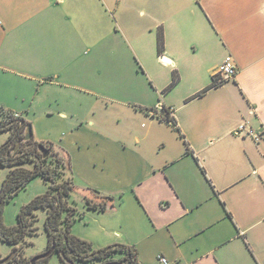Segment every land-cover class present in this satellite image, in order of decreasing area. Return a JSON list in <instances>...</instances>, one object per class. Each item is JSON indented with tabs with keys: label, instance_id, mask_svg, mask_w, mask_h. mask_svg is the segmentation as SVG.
I'll return each mask as SVG.
<instances>
[{
	"label": "crops",
	"instance_id": "obj_1",
	"mask_svg": "<svg viewBox=\"0 0 264 264\" xmlns=\"http://www.w3.org/2000/svg\"><path fill=\"white\" fill-rule=\"evenodd\" d=\"M67 4L0 0V106L22 117L29 114L33 106L16 102L26 98L14 85L30 81L35 92L30 100H35L44 81L36 73L51 63L64 66L68 51L71 58L76 53L81 35L75 16L67 15ZM139 12L154 27L143 47L146 59L170 75L177 71L180 79L169 88L171 78L159 86L152 77L155 92L164 99L133 105L149 123L142 124L131 145L145 167L126 188L133 190L150 224L138 237L123 231L116 237L124 236L118 241L138 250L139 264H159L160 254L182 264H264V139L256 143L246 133L234 134L248 123L264 135V0H143ZM189 56V88L181 90ZM227 56L237 67L235 77L200 94ZM162 105L172 108L176 126L148 111L161 114ZM77 116V123H70L68 112H59L69 133L84 123L96 126L93 118ZM46 143L60 153L55 143ZM153 145L165 153L152 157ZM87 189L78 192L84 197ZM108 195L115 205L104 213L118 211L124 193L118 189Z\"/></svg>",
	"mask_w": 264,
	"mask_h": 264
},
{
	"label": "rangeland",
	"instance_id": "obj_2",
	"mask_svg": "<svg viewBox=\"0 0 264 264\" xmlns=\"http://www.w3.org/2000/svg\"><path fill=\"white\" fill-rule=\"evenodd\" d=\"M142 7L143 0H68L67 15L75 16L81 35L76 53L71 58L68 51L64 66L51 63L47 69L36 73L38 80L44 81L39 85L41 89L35 100H30L34 92L30 91V81L22 79L24 86L14 85V89L25 92L26 98L25 103L20 100L16 102L33 106L29 114L25 112L23 118L32 124L35 138L40 142L44 140L55 143L68 161L66 177H71L75 186L69 198L78 209L71 232L92 242L98 249L125 244L118 241L124 239V236L116 237L120 236L121 231L138 237V231L150 224L144 213L138 210L133 190L126 188L135 180L136 175L142 174L145 167L142 157L133 148V139L136 133L141 134L142 124L149 123V119L137 115L133 105L162 101L163 96L155 92L154 81L162 86L171 78V85L174 72L170 75L156 61L146 59L148 55L143 47L154 34V27L151 20L139 12ZM186 24L187 29H190V21ZM184 63L185 80L178 87L181 90L189 88L190 56ZM124 102L131 105H125ZM51 109L53 111H49ZM62 110L68 112L70 123L71 120L77 123V115H80L83 119L93 118L96 126L92 128L84 123L79 129H74V133H69L67 123L59 117ZM8 138V132H0V146ZM74 140L79 143L75 144ZM115 140L120 141L117 142L118 145ZM151 143L149 141L152 149ZM124 144L132 148L124 149ZM26 148L29 149L27 144L24 146ZM164 153V148L157 149L153 145L152 157L162 156ZM51 157L55 158L53 155ZM26 166L33 167L32 164ZM11 169L12 167L0 165V194ZM80 187L96 189L105 195L120 189L124 195L118 211L104 213L90 209L80 194L81 191L78 192ZM48 189L49 182L42 176L33 178L5 203L2 214L4 224L8 227L17 225L21 207L45 194ZM134 208H137V212L131 211ZM35 212L38 217L35 222L36 233L29 234L18 249L22 250L23 256L29 261L44 253L50 246L45 228L48 211L37 208ZM12 253L13 246L0 240V258ZM159 256L158 263L164 264ZM168 261L170 264H182ZM41 264L44 262L41 261ZM48 264L65 263L61 259V253L55 251L49 257ZM78 264L100 262L79 261Z\"/></svg>",
	"mask_w": 264,
	"mask_h": 264
},
{
	"label": "trees",
	"instance_id": "obj_3",
	"mask_svg": "<svg viewBox=\"0 0 264 264\" xmlns=\"http://www.w3.org/2000/svg\"><path fill=\"white\" fill-rule=\"evenodd\" d=\"M158 49L160 52L164 49L162 29L158 33ZM179 79L178 72L174 71L173 81L169 88L176 85ZM218 84L221 83L218 82L216 76L214 82L200 94ZM148 111H154L160 119L177 125L173 114H170V107L164 106L161 114L157 112V109H148ZM0 114V132L9 133L8 140L0 146V165L12 167L0 194V240L14 246L15 249L17 245H22L29 234L36 233L35 222L38 217L35 210L45 208L48 211L45 221V228L50 241L48 249L56 245L55 251L62 253L61 259L65 264H78L79 261L89 263L99 261L100 264H139L138 250L133 246L116 244L98 249L94 247L92 242L81 239L71 232L73 223L77 219L78 209L72 205L69 198L75 186L72 178L66 177L68 161L54 150L52 144L36 141L34 137L19 143L30 122L20 114L3 106H0ZM40 143L48 145L51 149L50 156L46 158L43 156L38 148ZM26 144L29 149H24ZM16 147L17 149H15ZM51 155L55 158L53 159ZM27 164H32L33 167H28ZM39 175L49 182V189L45 194L35 197L31 202L21 207L17 225L6 226L2 215L5 203ZM84 198L90 209L100 212H105L109 207L115 205L112 196L100 194L94 189L85 190ZM41 261L48 264L49 257ZM16 264L31 263L28 258L20 255L16 257Z\"/></svg>",
	"mask_w": 264,
	"mask_h": 264
},
{
	"label": "built area",
	"instance_id": "obj_4",
	"mask_svg": "<svg viewBox=\"0 0 264 264\" xmlns=\"http://www.w3.org/2000/svg\"><path fill=\"white\" fill-rule=\"evenodd\" d=\"M237 72V67L234 63V60L231 56H227L225 60L219 67V73L217 75V80L219 83H224L227 80H230L235 77ZM162 110L164 106L160 107ZM170 114H173L172 108H170ZM248 134L253 137L256 143H259L264 139V135L259 132H256L248 123H242L234 130L235 135ZM159 260L164 264H170L169 261L165 258V256L160 255Z\"/></svg>",
	"mask_w": 264,
	"mask_h": 264
},
{
	"label": "water",
	"instance_id": "obj_5",
	"mask_svg": "<svg viewBox=\"0 0 264 264\" xmlns=\"http://www.w3.org/2000/svg\"><path fill=\"white\" fill-rule=\"evenodd\" d=\"M33 137H34V132H33L32 124L29 123L25 129V135L19 143H21L23 141H28V140L32 139ZM38 148L45 158L50 156L51 149L49 147H47L44 143H40L38 145ZM15 149H17V147ZM55 249H56V245H53L51 248L46 250L44 253L33 257L31 260V264H37L38 260L50 257L55 252ZM15 253L16 252H13L11 255H9L3 259H0V264H5V263H8L11 260H13Z\"/></svg>",
	"mask_w": 264,
	"mask_h": 264
},
{
	"label": "flooded vegetation",
	"instance_id": "obj_6",
	"mask_svg": "<svg viewBox=\"0 0 264 264\" xmlns=\"http://www.w3.org/2000/svg\"><path fill=\"white\" fill-rule=\"evenodd\" d=\"M12 246V245H11ZM19 247H20V245H17V248L15 249L14 248V246H13V252H16L15 253V256H14V259L13 260H11L10 262H8V263H5V264H10V263H16V257H19L20 255H22L23 256V252H22V250H18L19 249ZM7 257V256H6ZM24 257H26V256H24ZM3 258H5V257H3ZM3 258H0V259H3ZM32 260V259H31ZM41 260L42 259H40V260H38V262H37V264H41ZM30 263H31V261H30Z\"/></svg>",
	"mask_w": 264,
	"mask_h": 264
}]
</instances>
